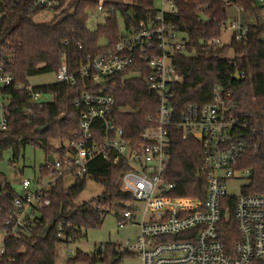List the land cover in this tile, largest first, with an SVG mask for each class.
Instances as JSON below:
<instances>
[{"label":"trees","instance_id":"1","mask_svg":"<svg viewBox=\"0 0 264 264\" xmlns=\"http://www.w3.org/2000/svg\"><path fill=\"white\" fill-rule=\"evenodd\" d=\"M69 1L68 7L63 8ZM99 1L61 0L60 7L55 10L60 11V18L48 23H35L38 12L30 11L27 3L17 5L7 13L0 26V64L4 72L13 77L14 86L21 85L23 89L11 87L0 92L9 98L2 108L6 127L0 129V159L5 151L11 150L13 163L25 145L31 144L46 152V164L40 168V173H47L48 156L62 152L64 144L79 133L80 109L75 102L86 92L105 93L117 102L133 103V114L137 119L155 118L159 95L150 89L149 72L137 67L110 77L105 91L91 79L80 77L73 86L54 83L27 90L30 78L57 74L63 55L69 73L75 75L82 63L114 46L131 27L140 22L149 23L155 17L154 0H102L105 21L90 30L87 26L89 14L96 12ZM174 2L173 13L165 16L166 25L169 34L178 37L177 42L183 49L175 52L172 58L173 67L180 74V83L175 90L178 98L173 105L175 116L166 128L169 138L166 178L176 184L170 196L205 199L209 173L203 164L201 145L194 138L184 139L177 124L184 106L210 103L215 86L229 89L238 113L250 114L259 147L247 153L241 162V167L250 169L252 174L243 189L245 194H264V23L257 19L249 24L246 38L241 41L231 39L225 46L208 44L221 37L229 7L236 6L243 14L255 17L260 7L255 0ZM119 19L123 29L119 27ZM229 52H232V58L227 57ZM230 61L234 65L228 67ZM237 72H243L245 76L235 78ZM33 95H50L53 101L39 103L33 101ZM125 138L135 140L138 137L125 135ZM130 169L124 160L114 165L98 157L89 163L87 175L73 186L66 187L64 179H60L50 193V207L40 213L36 232L27 240L8 239L6 257L10 262L2 264H57L59 243L80 242L85 238V231L103 223L104 214L97 209L76 204L86 179L91 178L104 188L94 200L96 204L109 205L121 213L131 196L120 190V178ZM0 179L3 178L0 176ZM14 197L15 193H12L8 198L0 199V231L5 222L2 212ZM233 207V198L223 200L222 221L218 227L228 252L238 240ZM46 229L47 235L42 239ZM130 257L120 246L105 244L93 253L78 250L67 263L120 264Z\"/></svg>","mask_w":264,"mask_h":264},{"label":"built area","instance_id":"2","mask_svg":"<svg viewBox=\"0 0 264 264\" xmlns=\"http://www.w3.org/2000/svg\"><path fill=\"white\" fill-rule=\"evenodd\" d=\"M154 1L153 21L131 27L114 46L82 63L75 75L69 73L63 55L56 83L73 86L77 77L88 78L105 91L107 85L103 86L102 82L109 81L110 77L136 67L146 70L150 74V89L159 95L155 118L137 119L132 113L126 121L122 105H131L133 112V103L117 102L105 93H83L75 102L80 109L79 133L64 144L62 152L50 155L52 163L48 162L47 173H40L34 181L21 180V195L5 179H0V199L15 193L9 207L2 212L5 222L0 231V264L10 262L6 257L8 239L27 240L36 232L40 213L50 207V193L57 182L67 177H72L75 183L83 179L89 163L98 157L114 165L124 160L131 167L120 178V190L131 196L133 205L121 212L119 224L134 225L138 217L141 223L136 240L120 246L131 255L129 259L138 264L264 262V194L244 193L243 188L252 174L250 169L241 167L245 155L258 149L259 140L250 114L237 112L229 89L215 86L212 101L207 105L184 106L177 124L184 139L194 138L201 145L203 164L209 173L204 201L170 196L176 184L166 178L169 160L166 128L175 116L173 105L178 99L175 90L180 83V74L173 67L172 58L183 46L177 42L175 34H169L166 25L165 16L173 13L174 0ZM255 1L264 8V0ZM22 3H27L32 12L55 11L61 0H0V26L7 13ZM102 6L100 0L96 12L102 14ZM233 7L238 16L225 26L231 39L241 41L246 38L248 25L256 21H243L241 9ZM208 44L220 46V38ZM232 65L230 61L228 67ZM244 76L243 72L235 74L238 79ZM11 87L23 89L21 85L14 86L13 77L6 74L0 64V92ZM32 97L36 101L40 96ZM5 127L3 117L0 129ZM125 135L138 138L126 139ZM99 137L102 139H97ZM229 180L246 182L238 196L227 194ZM227 197L234 199L233 219L238 233V240L229 252L218 231L223 200ZM76 251L69 247L66 261L61 264H68ZM120 264L133 263L123 261Z\"/></svg>","mask_w":264,"mask_h":264},{"label":"rangeland","instance_id":"3","mask_svg":"<svg viewBox=\"0 0 264 264\" xmlns=\"http://www.w3.org/2000/svg\"><path fill=\"white\" fill-rule=\"evenodd\" d=\"M70 1L63 7L67 8ZM238 14L234 7H229L227 11V22L232 18L237 17ZM241 19L247 23H253L257 19L259 22H264V8H260L257 11L256 17L242 14ZM60 18V11H40L34 17L35 23H48ZM105 21L104 15L98 12L90 13L87 26L90 30H93L97 25H102ZM119 27L123 29V22L119 19ZM231 33L227 31L226 26L222 28L220 37V46H225L230 43ZM228 58H232V52L227 55ZM56 83V74L50 73L45 75H39L32 77L28 80L30 88L40 87L44 85ZM53 101V97L50 95H41L36 102L49 103ZM9 102V98L0 94V122L3 118V110ZM122 112L126 114L124 119L129 121L132 112L131 105L123 107ZM13 153L11 150L4 152L2 159H0V176L10 184L18 195L22 194L20 182L23 179L34 181L40 177V168L46 164V152L31 144L25 145L21 150L19 158L15 162H11ZM64 184L67 187H71L75 184L72 177L64 179ZM227 194L229 196H238L241 193V188L246 185L244 180H229L227 182ZM104 191L101 184L97 183L91 178L86 179V184L83 192L76 201L77 205H86L89 208L97 209L100 213L104 214V220L101 226L85 231V238L75 244L59 243L56 247V262L61 264L66 261V251L69 247L74 250H79L84 253H93L99 246L105 244H114L117 246H125L127 243H133L139 235L141 218L138 217L134 225L126 224L120 226L118 223V217L121 214L115 208H111L109 205H98L94 202ZM133 202L130 200L125 203L127 208H130ZM142 210V208H141ZM124 262H131L138 264L137 261L132 259H124Z\"/></svg>","mask_w":264,"mask_h":264},{"label":"water","instance_id":"4","mask_svg":"<svg viewBox=\"0 0 264 264\" xmlns=\"http://www.w3.org/2000/svg\"><path fill=\"white\" fill-rule=\"evenodd\" d=\"M130 17H132V16L130 15ZM108 83H109V81H104V82H102V85L105 86ZM47 160L49 163H52V157L49 156ZM47 231H48V229H46L45 233L42 235V239H44L46 237Z\"/></svg>","mask_w":264,"mask_h":264}]
</instances>
